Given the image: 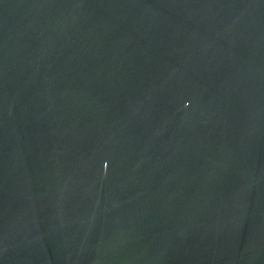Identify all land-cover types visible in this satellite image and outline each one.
Instances as JSON below:
<instances>
[{
  "label": "water",
  "instance_id": "1",
  "mask_svg": "<svg viewBox=\"0 0 264 264\" xmlns=\"http://www.w3.org/2000/svg\"><path fill=\"white\" fill-rule=\"evenodd\" d=\"M0 264H264V0H0Z\"/></svg>",
  "mask_w": 264,
  "mask_h": 264
}]
</instances>
